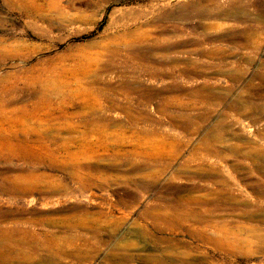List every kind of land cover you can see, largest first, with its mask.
I'll list each match as a JSON object with an SVG mask.
<instances>
[{"label":"rangeland","instance_id":"obj_1","mask_svg":"<svg viewBox=\"0 0 264 264\" xmlns=\"http://www.w3.org/2000/svg\"><path fill=\"white\" fill-rule=\"evenodd\" d=\"M260 153L264 0H0V229L65 240L32 264H264Z\"/></svg>","mask_w":264,"mask_h":264},{"label":"bare ground","instance_id":"obj_2","mask_svg":"<svg viewBox=\"0 0 264 264\" xmlns=\"http://www.w3.org/2000/svg\"><path fill=\"white\" fill-rule=\"evenodd\" d=\"M173 106V105H172ZM209 147V146H208ZM241 148V147H240ZM214 151V150H212ZM252 152V151H251ZM249 152L250 154H252ZM263 152V151H262ZM248 154V155H250ZM253 155V154H252ZM254 156H257L256 153ZM261 160V163L257 167V173L260 175H263L264 177V154H259L258 156ZM255 158V157H254ZM257 158V157H256ZM253 159V158H252ZM255 160V159H254ZM256 161V160H255ZM258 164V163H257ZM260 187V186H259ZM213 191V190H212ZM211 191V192H212ZM225 191V190H224ZM206 192V191H205ZM209 193V192H208ZM207 193V194H208ZM258 194V193H257ZM213 195V194H211ZM259 196H264V185H262V188L259 190ZM220 197V196H219ZM203 198V197H202ZM226 198V197H225ZM236 198V197H235ZM192 200V199H191ZM218 200V199H217ZM221 200V199H220ZM238 200V199H237ZM203 201V200H202ZM216 201V200H215ZM214 202V201H213ZM218 202V201H217ZM212 203V202H210ZM239 203V202H238ZM241 203V201H240ZM243 203V202H242ZM242 205V204H241ZM257 205V204H256ZM212 206V205H211ZM240 206V205H239ZM243 206V205H242ZM206 207V206H205ZM217 207V206H216ZM241 207V206H240ZM191 208V207H190ZM210 208V207H208ZM218 208V207H217ZM244 208V206H243ZM242 208V210H243ZM246 208V207H245ZM250 208V207H249ZM257 208V206L255 207ZM219 209V208H218ZM241 209V208H240ZM259 209V208H258ZM197 211V210H196ZM201 211V210H200ZM190 212V211H189ZM245 213V212H244ZM192 214V213H191ZM189 214V215H191ZM195 214V213H194ZM196 215V214H195ZM202 216V215H201ZM210 216V215H209ZM197 217H199L197 215ZM207 217V216H206ZM211 217V216H210ZM205 218V217H204ZM212 218V217H211ZM185 219V218H184ZM210 220V219H209ZM191 226V225H190ZM197 226V225H196ZM202 226L201 224L199 227ZM223 228V227H222ZM221 227H213L212 225H205V231H211L216 237H210V236H204L201 235L202 240L204 243L214 245L216 247L223 245L225 246L224 239V231ZM24 228L20 226H14L11 228H1L0 229V264H32L33 260L30 258L32 252L36 254V256L41 252L47 250L46 253V259L50 261H55L54 259H57L61 255L65 254V247L64 242L62 238V241L60 240V236L52 235L49 236V233L43 234V237L46 239L47 245H41L38 244L37 246H32L31 244L34 242L33 240L37 237H39V234L28 232L23 230ZM197 229V228H196ZM224 229V228H223ZM185 230V229H184ZM202 230V229H201ZM251 231V230H250ZM253 231V230H252ZM226 232V231H225ZM198 233V232H197ZM230 233V232H229ZM231 235V234H230ZM198 237V234H197ZM229 241L232 240V236L229 237ZM33 239V240H32ZM66 239V238H65ZM239 239V238H238ZM242 239V238H241ZM31 240L33 242H31ZM244 240V239H243ZM69 241V240H67ZM258 241V240H257ZM36 242V241H35ZM241 242V240H240ZM245 243V242H244ZM256 243V242H255ZM34 244V243H33ZM37 244V243H36ZM35 244V245H36ZM259 244V243H258ZM261 244V243H260ZM233 245V244H232ZM238 245V244H237ZM243 245V243H242ZM241 245V246H242ZM249 245V244H248ZM246 246V245H244ZM51 249H49V248ZM219 248V247H218ZM79 249V248H78ZM229 249V248H228ZM222 250V249H221ZM67 253V252H66ZM72 253V252H71ZM33 256V255H32ZM31 256V257H32ZM40 256V255H39ZM43 256V255H42ZM52 257L53 260H52ZM35 259V258H34ZM200 259V258H199ZM38 262V261H37ZM57 264V263H56Z\"/></svg>","mask_w":264,"mask_h":264}]
</instances>
